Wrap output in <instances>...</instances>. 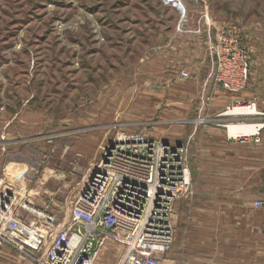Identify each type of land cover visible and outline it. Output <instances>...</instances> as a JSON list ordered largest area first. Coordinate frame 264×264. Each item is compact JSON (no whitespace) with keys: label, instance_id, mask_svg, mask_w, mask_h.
I'll use <instances>...</instances> for the list:
<instances>
[{"label":"rangeland","instance_id":"obj_1","mask_svg":"<svg viewBox=\"0 0 264 264\" xmlns=\"http://www.w3.org/2000/svg\"><path fill=\"white\" fill-rule=\"evenodd\" d=\"M176 1L184 14L166 0H0V192L57 233L109 142L143 134L182 146L190 174L163 264L199 244L264 264V129L244 144L228 127L255 121L221 116L264 113V0ZM231 27L247 57L236 93L214 81L212 48ZM109 248L98 264H116Z\"/></svg>","mask_w":264,"mask_h":264},{"label":"built area","instance_id":"obj_2","mask_svg":"<svg viewBox=\"0 0 264 264\" xmlns=\"http://www.w3.org/2000/svg\"><path fill=\"white\" fill-rule=\"evenodd\" d=\"M215 83L223 91L236 93L247 80V57L237 29L217 37ZM186 80V72L180 74ZM248 117H264L255 104ZM227 109L221 116H228ZM253 134L264 129V122ZM105 162L88 177L75 197L68 221L57 233L30 228L17 208V193L0 192V243L19 238L15 248L29 256L31 239L47 242L38 264H98L111 245L119 252L116 264H163L174 241L172 225L175 202L187 193L190 174L184 163V148L143 134L123 135L111 142ZM262 203H254L260 208ZM47 229V228H46ZM41 230V231H40Z\"/></svg>","mask_w":264,"mask_h":264},{"label":"crops","instance_id":"obj_3","mask_svg":"<svg viewBox=\"0 0 264 264\" xmlns=\"http://www.w3.org/2000/svg\"><path fill=\"white\" fill-rule=\"evenodd\" d=\"M230 96V99L233 100L234 98L232 97V94H230ZM225 99L230 100L228 97H225ZM228 115L233 116L230 114V111L228 112ZM249 119L253 122L255 121L254 123L264 122V117H251ZM232 126L235 128H250L254 127V124H237ZM256 128L257 127H255V129ZM255 132L256 130H253L252 128L251 132L247 130L245 133H238L233 136L229 133L228 127V135L232 138L237 137L243 139L242 142L244 144H254L253 134ZM230 137L227 138L228 141L231 140ZM17 240H19V238L14 237L13 239L0 243V264H38L37 260H43L47 248V242L39 239H31L28 241V245L32 248V251H30L31 254L29 256H21L20 252H18L14 245V243H17ZM182 256L184 258L182 264H251L250 261H245L243 259L240 260L238 250H231L229 253H225L224 250L221 249L203 248L201 244L195 248H184L182 250Z\"/></svg>","mask_w":264,"mask_h":264},{"label":"bare ground","instance_id":"obj_4","mask_svg":"<svg viewBox=\"0 0 264 264\" xmlns=\"http://www.w3.org/2000/svg\"><path fill=\"white\" fill-rule=\"evenodd\" d=\"M177 3H179V2L177 1ZM181 7H182V11L179 12V13L180 14H184L185 10H184L182 5H181ZM229 111H230V114H232V115L249 116V115L254 114L252 109H248V108H244V107H237V108H235L233 110H229ZM227 115H228V113H227ZM258 126L259 125H254V127H250V128H240V127L235 128L234 126L230 125L229 126V133L234 136V135H236L238 133H245V132H247V130H249V132H251L252 128H253V130H257ZM255 127H257V128L255 129ZM92 168L89 171V174L87 175V177H86L85 181L83 182V184L86 182L88 176L90 175V173L92 171ZM96 168H98V167L96 166Z\"/></svg>","mask_w":264,"mask_h":264},{"label":"water","instance_id":"obj_5","mask_svg":"<svg viewBox=\"0 0 264 264\" xmlns=\"http://www.w3.org/2000/svg\"><path fill=\"white\" fill-rule=\"evenodd\" d=\"M166 1L170 4H173L176 7V9L178 10V12L182 11V7H181L180 3H177L176 0H166ZM163 142H165V141H163ZM111 148H112V144H111V142H109L108 146L106 147V149L104 151V154L102 155V162L106 161L105 159L109 155V151L111 150ZM96 171H97V168L96 167L93 168L88 177H91Z\"/></svg>","mask_w":264,"mask_h":264}]
</instances>
